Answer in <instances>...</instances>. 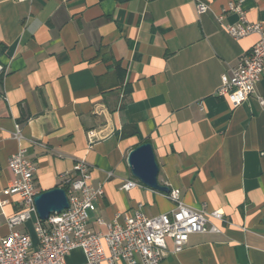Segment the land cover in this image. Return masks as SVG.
I'll return each instance as SVG.
<instances>
[{
    "label": "crops",
    "instance_id": "1",
    "mask_svg": "<svg viewBox=\"0 0 264 264\" xmlns=\"http://www.w3.org/2000/svg\"><path fill=\"white\" fill-rule=\"evenodd\" d=\"M232 1L0 0V193L12 179L7 159L21 147L38 193L63 188L74 162L86 160L91 185L104 191L89 217L93 232H106L97 218L108 223L139 205L148 216L169 212L166 193L127 165L129 152L149 143L160 185L178 189L190 209L223 212L210 219L219 233L191 235L178 253L167 240L159 264H264V74L236 108L214 95L259 39L224 30L237 21L223 12ZM198 2L207 11L197 14ZM243 9L264 32V0H244ZM129 180L141 185L122 190ZM19 207L11 196L0 208V236ZM35 221L14 227L32 250ZM65 262L85 258L74 249Z\"/></svg>",
    "mask_w": 264,
    "mask_h": 264
},
{
    "label": "built area",
    "instance_id": "2",
    "mask_svg": "<svg viewBox=\"0 0 264 264\" xmlns=\"http://www.w3.org/2000/svg\"><path fill=\"white\" fill-rule=\"evenodd\" d=\"M19 2L25 0H17ZM244 0H234L223 12L236 15L233 25H223L233 39H241L250 34L259 35L251 51L238 59L229 75L220 77V86L215 96L226 100L232 108L242 105L254 94L256 84L264 74V32L260 24L250 23L243 9ZM203 3H196L197 14L207 11ZM220 20V17L218 18ZM259 104L264 100L257 97ZM13 138L20 143L21 135L16 125ZM89 143L93 142V132L88 133ZM12 175L7 187L1 191L0 208L7 204V198H19V211L7 219L8 235L0 236V264H66L65 256L74 249L84 255V264H159L167 254L166 241L170 240L174 253L180 252L194 234L219 233L210 219L223 220V212L196 211L180 200L178 189H170L165 194L174 207L171 211L156 216L141 212L139 205L132 215H116L111 222L95 220L98 226L106 228L105 233L93 232L88 228L90 214L96 211V203L103 197L101 185H91V167L85 159H78L72 167L73 176L64 175L68 208L58 214H51L46 221L37 217L34 197L39 194L34 184L36 166L19 149L6 162ZM141 184L126 181L121 189L130 191ZM30 215L36 218L34 232L38 247L32 250L28 235L19 233L14 227L22 224Z\"/></svg>",
    "mask_w": 264,
    "mask_h": 264
},
{
    "label": "water",
    "instance_id": "3",
    "mask_svg": "<svg viewBox=\"0 0 264 264\" xmlns=\"http://www.w3.org/2000/svg\"><path fill=\"white\" fill-rule=\"evenodd\" d=\"M127 165L132 177L144 186L168 193L169 189L158 182V165L149 143H143L127 156ZM34 206L40 221H46L51 214H58L68 208V200L62 188H55L34 197Z\"/></svg>",
    "mask_w": 264,
    "mask_h": 264
}]
</instances>
